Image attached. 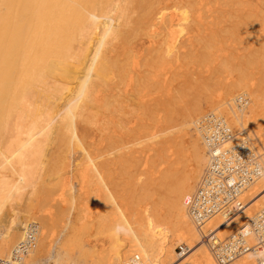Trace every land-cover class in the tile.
I'll return each mask as SVG.
<instances>
[{"label":"bare ground","instance_id":"obj_1","mask_svg":"<svg viewBox=\"0 0 264 264\" xmlns=\"http://www.w3.org/2000/svg\"><path fill=\"white\" fill-rule=\"evenodd\" d=\"M0 259L264 264V0H0Z\"/></svg>","mask_w":264,"mask_h":264},{"label":"built area","instance_id":"obj_2","mask_svg":"<svg viewBox=\"0 0 264 264\" xmlns=\"http://www.w3.org/2000/svg\"><path fill=\"white\" fill-rule=\"evenodd\" d=\"M216 172L218 175H220V177H224V174H222L221 176L220 169H217ZM205 176H207V174ZM225 198L226 196H224L223 193H218L215 188L211 186V184L209 186H206L205 183H203V185L197 189L196 194L192 195V197L190 198L189 207L196 218L201 220L199 222H203L202 220H204L209 215L212 216L221 212H225L224 215H231L233 214L232 210L229 209L228 205L225 204L224 201H222V199ZM235 244L237 243L235 242ZM242 246L240 247L241 251H246V249L243 248L244 246ZM236 251L240 252L238 247L236 248ZM0 264L6 263L4 260L0 259Z\"/></svg>","mask_w":264,"mask_h":264},{"label":"rangeland","instance_id":"obj_3","mask_svg":"<svg viewBox=\"0 0 264 264\" xmlns=\"http://www.w3.org/2000/svg\"><path fill=\"white\" fill-rule=\"evenodd\" d=\"M181 248H182V246H177V249H176V250H177L178 252H181V250H182Z\"/></svg>","mask_w":264,"mask_h":264}]
</instances>
